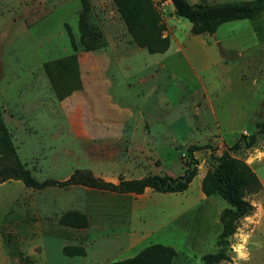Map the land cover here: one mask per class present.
Segmentation results:
<instances>
[{"label": "rangeland", "instance_id": "obj_1", "mask_svg": "<svg viewBox=\"0 0 264 264\" xmlns=\"http://www.w3.org/2000/svg\"><path fill=\"white\" fill-rule=\"evenodd\" d=\"M150 1L169 39L164 52L149 53L132 39L115 0H88L106 41L96 50L79 42L81 0H0V115L19 160L38 180L86 168L114 182L176 178L188 168L187 147L202 146L182 191L0 183V264H104L154 242L174 248L171 264H202L218 249L219 214L228 204L204 195L201 179L224 151L247 163L260 185L245 194L252 212L238 219L230 260L219 264H264V132L253 146L230 149L264 122V12L194 35L170 0ZM66 25L79 75L57 77L54 85L43 66L73 53ZM68 209L85 212L88 225L59 224ZM66 245L84 253L68 256Z\"/></svg>", "mask_w": 264, "mask_h": 264}, {"label": "trees", "instance_id": "obj_2", "mask_svg": "<svg viewBox=\"0 0 264 264\" xmlns=\"http://www.w3.org/2000/svg\"><path fill=\"white\" fill-rule=\"evenodd\" d=\"M174 14L190 22V31L194 35L214 33L223 23L254 19L264 12V0H240L232 2L205 1L189 2L188 0H170ZM82 13L79 22V42L84 50L103 48L106 41L97 21L91 12L88 0H81ZM117 11L124 22L132 39L149 53L164 52L168 48V36H162L164 25L150 0H115ZM73 53L50 60L43 66L49 79L54 83L56 78L65 76L78 80L79 67L76 56V43L66 25ZM78 88V87H76ZM256 130L248 135L241 134L230 149L249 148L256 142L257 134L264 132V122L255 123ZM202 146L191 144L187 147L188 168H194L187 175L185 182L178 181L168 175L146 174L139 178H118V181L105 180L96 176L90 169H75L66 179L44 178L38 180L32 175L18 158L11 142L7 128L0 115V183L8 179H16L33 189L47 187L68 188L70 186H85L99 190L117 193L141 194L146 188L158 192H173L184 190L195 175L197 160L194 151ZM215 165L207 170L201 179V191L204 195H219L227 204L219 214L221 230L217 237L218 249L202 256V264H219L229 261V237L236 230L238 219L252 212V204L245 198L247 192L259 188L260 182L255 172L243 160L231 156L227 151L215 157ZM186 169V170H187ZM186 172V171H185ZM183 176V175H182ZM171 179V181H169ZM58 222L73 228H85L88 216L78 209H68L60 213ZM63 252L68 256L82 255L81 246L66 245ZM175 255L172 246L163 243H150L130 258L106 262L104 264H171Z\"/></svg>", "mask_w": 264, "mask_h": 264}, {"label": "water", "instance_id": "obj_3", "mask_svg": "<svg viewBox=\"0 0 264 264\" xmlns=\"http://www.w3.org/2000/svg\"><path fill=\"white\" fill-rule=\"evenodd\" d=\"M193 168H194V164H192V165L190 166V168L186 170V172H185V174H184L183 176H179L178 178H176V179L174 180V183H176V182H178V181L185 182L186 179H187V175L190 173V171H191ZM169 181H171V179H169Z\"/></svg>", "mask_w": 264, "mask_h": 264}]
</instances>
